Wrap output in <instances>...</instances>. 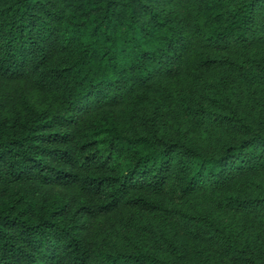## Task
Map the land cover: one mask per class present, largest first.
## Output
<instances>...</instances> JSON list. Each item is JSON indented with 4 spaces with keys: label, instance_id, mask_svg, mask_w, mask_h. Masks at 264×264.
<instances>
[{
    "label": "trees",
    "instance_id": "obj_1",
    "mask_svg": "<svg viewBox=\"0 0 264 264\" xmlns=\"http://www.w3.org/2000/svg\"><path fill=\"white\" fill-rule=\"evenodd\" d=\"M263 182L264 0H0V264H264Z\"/></svg>",
    "mask_w": 264,
    "mask_h": 264
},
{
    "label": "rangeland",
    "instance_id": "obj_2",
    "mask_svg": "<svg viewBox=\"0 0 264 264\" xmlns=\"http://www.w3.org/2000/svg\"><path fill=\"white\" fill-rule=\"evenodd\" d=\"M248 94L244 91L242 93V99L246 102ZM243 104V103H242ZM245 106V104H243ZM260 182L262 181L259 179ZM263 183H261L262 186ZM192 202L198 203V205L202 206L204 209L212 210L215 213H219L222 219H228L230 221V225H233L234 231L237 232L239 238H252L256 234H262V225L260 223L259 215H250V214H232L227 211H217L214 207V204L208 197L198 196L191 199ZM189 204V203H185ZM190 205V204H189ZM213 248H208L211 250ZM206 251V250H205ZM203 254V253H202ZM212 251L205 252L202 257L212 258Z\"/></svg>",
    "mask_w": 264,
    "mask_h": 264
}]
</instances>
